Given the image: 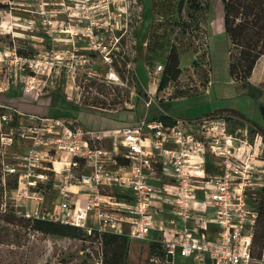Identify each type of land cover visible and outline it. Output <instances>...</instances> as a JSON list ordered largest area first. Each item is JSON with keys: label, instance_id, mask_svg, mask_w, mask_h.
Wrapping results in <instances>:
<instances>
[{"label": "built area", "instance_id": "1", "mask_svg": "<svg viewBox=\"0 0 264 264\" xmlns=\"http://www.w3.org/2000/svg\"><path fill=\"white\" fill-rule=\"evenodd\" d=\"M23 1L35 17L34 30H43L42 41L57 43L61 35L71 41L87 38L88 49L106 55V62L123 37L113 31H121L122 15H130L137 4ZM108 31L110 43H105L100 34ZM162 71V65L155 68L154 81ZM14 112L0 115V162L1 184L15 183L8 192L17 202L8 208L17 216L54 219L88 234L93 229L125 234L133 242L148 241L155 231L160 236L152 241L161 243L171 261L179 256L199 264L254 263L264 192L259 134L251 138L246 128L231 132L225 115L89 130L68 116ZM118 188L126 190L128 201L120 199L126 194ZM50 196L59 200L54 218L46 204ZM92 216L95 226H89Z\"/></svg>", "mask_w": 264, "mask_h": 264}, {"label": "rangeland", "instance_id": "2", "mask_svg": "<svg viewBox=\"0 0 264 264\" xmlns=\"http://www.w3.org/2000/svg\"><path fill=\"white\" fill-rule=\"evenodd\" d=\"M23 2L0 0L3 104L16 99L31 105L29 111L45 115L43 104L55 94L58 103L76 106L65 112L89 130L135 126L160 114L192 120L221 113L228 117L231 132L246 128L251 138L259 134L264 140V56L248 79L257 90L229 77V41L221 0H197V11L192 9L196 5L190 8L185 0H137L131 14L122 15L117 26L121 31H113L123 37L107 62L99 50L88 49L87 38L71 41L61 35L63 41L57 43L42 41L43 30H34L35 17ZM109 34H100L103 42L110 43ZM172 48L178 55L180 73L175 80L167 77L169 81L159 89L164 71L155 81L153 72L159 65L164 67ZM26 88H30L28 93ZM13 109L0 108V115L13 116ZM16 202L6 191L0 211ZM58 202L51 196L46 200L52 218L58 216ZM89 226H93L91 222ZM83 245L91 253L89 262L97 264L99 246L95 243L26 232L0 219V264H74L81 261ZM132 248L136 260L127 263L145 264L144 245L130 241L129 252ZM253 258V264H264V218L257 225ZM168 264L199 263L175 256Z\"/></svg>", "mask_w": 264, "mask_h": 264}, {"label": "trees", "instance_id": "3", "mask_svg": "<svg viewBox=\"0 0 264 264\" xmlns=\"http://www.w3.org/2000/svg\"><path fill=\"white\" fill-rule=\"evenodd\" d=\"M183 2V0H181ZM189 7L193 10H199V4L197 0H185ZM223 6V27L225 34L229 41L228 47V73L229 77L235 82H239L241 85H248L251 91H255L258 88L251 85L248 79L250 78L256 62L264 56V0H221ZM165 68V70H164ZM164 76L159 85V89H162L170 79H176L180 73L178 55L176 50L172 48L166 58V63L163 67ZM162 71V72H163ZM139 86V84H138ZM5 102V98L0 97V104ZM10 107H13L19 112H25L28 108L24 105H14L12 100H7ZM46 109L44 116L48 117H63L68 116L65 110L76 108L74 105H64L58 103V98L55 94H51L48 97V104H43ZM221 113H217L220 115ZM43 115V114H40ZM162 120L166 125H172L174 123L173 118L160 114L151 118V120ZM1 162H0V209L2 208V199L5 196L6 191L15 188V183L10 180L6 183V188L1 184ZM118 196V195H117ZM120 197V196H118ZM2 213L0 211V219L5 225L16 226L26 232H40L44 234H52L58 236L69 237L72 239H78L90 241L99 246L97 253V264H128L136 260L135 250L130 249V240L125 235H117L111 233H99L93 229L90 234L83 231L80 228L62 224L60 222H53L50 220L41 219H24L17 216L13 210L6 209ZM264 218V192L261 194L258 207V219ZM257 225L253 237L252 244V257H253V245L257 238ZM82 231L84 234H82ZM82 252L81 261L74 264H92L89 262L91 259V253L86 252V247L80 250ZM146 248H144V253ZM129 255V258H128ZM170 263L166 257L165 251L161 243L151 241L147 244V255L145 264H168Z\"/></svg>", "mask_w": 264, "mask_h": 264}, {"label": "crops", "instance_id": "4", "mask_svg": "<svg viewBox=\"0 0 264 264\" xmlns=\"http://www.w3.org/2000/svg\"><path fill=\"white\" fill-rule=\"evenodd\" d=\"M16 99H14L13 100V103H14V105L16 104V106H19V105H24V106H26L27 108L30 106L31 107V105H28V104H19V103H17V100L15 101ZM30 107L28 108V111H25L24 113H27V114H36V113H34L33 111H29L30 110ZM31 108H33V107H31ZM211 112H213V111H211ZM210 113V112H209ZM168 116H170V117H172V118H177V117H175V116H173L172 114H169ZM189 118H193V117H188L187 119H184V118H182L183 120H188ZM119 192H124L126 195H125V197H122V198H120V199H122V200H125V201H128L129 200V197H128V195H127V192H126V190L124 189H120V188H118L117 189ZM89 222H91L92 223V225H93V216L92 217H90V219H89ZM124 225V230L126 231V229H127V225L124 223L123 224ZM93 226H95V225H93ZM165 228L166 229H168V227L167 226H165ZM158 236H160V234L159 233H157V232H155V231H151L150 233H149V237H148V241L147 242H138V243H140V244H143L144 245V247L146 248V251H147V244L150 242V241H152V240H155Z\"/></svg>", "mask_w": 264, "mask_h": 264}, {"label": "water", "instance_id": "5", "mask_svg": "<svg viewBox=\"0 0 264 264\" xmlns=\"http://www.w3.org/2000/svg\"><path fill=\"white\" fill-rule=\"evenodd\" d=\"M169 262H171V259L169 258Z\"/></svg>", "mask_w": 264, "mask_h": 264}]
</instances>
